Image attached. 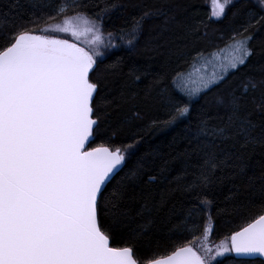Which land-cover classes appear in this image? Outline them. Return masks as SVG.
<instances>
[{"label": "snow or ice", "instance_id": "1", "mask_svg": "<svg viewBox=\"0 0 264 264\" xmlns=\"http://www.w3.org/2000/svg\"><path fill=\"white\" fill-rule=\"evenodd\" d=\"M56 5L57 14L68 7L61 0ZM230 5L233 0H212L211 16H224ZM241 12L246 14V23L230 37V55L222 57L218 65L222 74L214 68L210 77L194 79L192 74L200 69L189 64L188 71L172 76L171 93L166 73L156 74L149 90H158L170 110L164 126L190 116L193 96L210 90L230 70L246 63L252 53L251 41L264 30V0H247L234 15ZM161 14L160 10L146 11L115 37L108 33L109 39L133 48L145 19ZM39 19L33 13L31 19L21 18L17 23L14 14L0 12V264H212L226 253L264 257V214L216 246L207 243L210 228H205L202 250L184 244L166 256L153 258V253L141 258L135 244L128 241L124 246H112L116 230L132 220L129 202L137 195L144 199L136 213L144 215L158 177L150 174L140 158L109 190L108 185L135 155L134 146H113V133L98 146L88 147L103 112L96 101L101 82L92 75L100 53L55 34L71 33L78 40L84 33L94 32V41L99 42L100 22L77 14L65 17L63 24L36 29ZM139 71L130 69L133 74ZM257 88L264 89V79H249L245 94ZM256 108L259 116L254 119L244 96L235 92L218 96L214 111L202 107L195 127L189 126L186 132L183 150L174 157L181 168L168 181L169 191L199 196L197 189L206 190L218 173L244 176L245 153L264 148V94ZM169 171L165 161L159 179L168 180ZM248 185L252 206L264 210V172L248 177ZM240 207L246 209L247 205ZM143 233L142 228L135 230V234Z\"/></svg>", "mask_w": 264, "mask_h": 264}, {"label": "trees", "instance_id": "2", "mask_svg": "<svg viewBox=\"0 0 264 264\" xmlns=\"http://www.w3.org/2000/svg\"><path fill=\"white\" fill-rule=\"evenodd\" d=\"M246 2L235 1L226 8L224 16L213 20L209 0H61L68 6L63 14L55 12L56 0H0V12L14 14L17 23L21 22V18L25 21L31 19L35 13L40 17L35 21V28L42 29L65 17L82 14L99 21L103 33H112L113 37L144 12H162L145 19L135 47L129 48L117 39L120 45L99 60L92 73L93 77L100 79L101 95L105 100L101 101V95L96 97L103 112L100 114V127L88 147L98 146L115 133L111 140L113 146L133 144L135 151L127 167L119 171V175L108 185L109 190L121 177L129 174L140 158L151 169L150 174L158 177L153 186L155 191L148 197L144 215H136L144 206V199L137 195L129 202L132 220L116 230L112 246H124V242L128 241L135 244L138 257L154 253L153 258H158L169 255L177 246L194 245L202 237L208 221L211 226L210 240L219 242L264 214V210L253 207L249 201L252 192L248 185V177H259L264 172V148L257 147L255 151L245 153L247 167L244 176L218 173L206 190L197 189L199 196L180 190L169 191L168 183L180 174L181 165L174 157L183 150L186 132L189 126L195 127L202 107L214 111L218 96L235 92L237 96H244L253 118L259 116L256 105L264 89H249L245 94L244 86L249 79L257 82L264 79V30L256 33L251 41L252 53L246 63L193 100L190 103L191 115L186 119L164 126L170 118V110L158 90H149L156 74L166 73L171 93L174 91L171 78L177 71H188L189 64L194 65L198 60L199 63L203 60L201 57L228 46L233 33L239 32L241 25L246 23V14L234 15ZM33 4L37 7L34 8ZM81 4L86 7H79ZM112 4L116 7H111ZM197 53L200 54L198 58ZM132 68L140 71L133 74L130 72ZM136 75H140L141 79L135 80ZM154 121L158 123L154 124ZM165 161L170 169L166 173L168 180H160L159 169ZM192 178L191 175L187 177L188 180ZM162 193L166 194L163 198ZM241 204H246V209L241 208ZM186 225L189 227L186 228ZM138 227L144 230L143 234H135ZM261 262L258 259H236L230 253L213 264Z\"/></svg>", "mask_w": 264, "mask_h": 264}, {"label": "rangeland", "instance_id": "3", "mask_svg": "<svg viewBox=\"0 0 264 264\" xmlns=\"http://www.w3.org/2000/svg\"><path fill=\"white\" fill-rule=\"evenodd\" d=\"M237 1V0H233V3ZM209 7H210V12H212V0H209ZM77 15V14H75ZM75 15H72V16H75ZM70 16V17H72ZM85 16V15H84ZM87 17V16H86ZM212 17V16H211ZM88 18V17H87ZM221 18V17H220ZM220 18H215V17H212L213 20H219ZM65 19V18H64ZM64 19L60 20V21H57L55 23H52V24H56V23H59V24H63V21ZM89 19V18H88ZM90 21H94L92 19H89ZM100 26V25H99ZM44 28V27H43ZM42 28V29H43ZM100 32H101V35H102V40L99 41V42H95L94 41V35L95 33L94 32H86L84 33L83 35H81L79 37V39L77 40L76 38H74L71 33H55L56 35L59 36V38H62V39H69L73 42H78L80 43L81 46L83 47H86V48H90V49H94L96 50L97 52L100 53V55L97 57V60H101L103 59L109 52H111L112 50L116 49L118 47V45H120V43L118 42L117 39H112L110 40L109 39V36L105 33H103V31L101 30V27H100ZM231 44V43H230ZM229 44V45H230ZM228 45V46H229ZM224 47L223 49L217 51V52H213L211 55H208V56H204V57H201L203 60H201V62L198 63V61L193 65L194 68H199L200 69V73H193V78L194 79H199V76L200 75H204L206 78L207 77H210L212 74H213V70L214 68H216L217 70V74H222L219 72V68H218V65L219 63L221 62V58L222 57H228L230 55V47ZM200 58V59H201ZM198 63V65H197ZM205 64H207V67L205 68ZM233 71V70H230L229 73ZM228 73V74H229ZM219 83V82H217ZM216 83V84H217ZM215 84V85H216ZM206 91V90H205ZM199 96V95H198ZM198 96H193L191 98V102L193 100H195ZM205 228H210V231H211V226H210V222L208 221L207 224H206V227ZM204 235V233H203ZM203 235L201 238H199L197 240V242L193 245L194 247H197V248H201L202 250V246L203 244L205 243L204 239H203ZM221 241L219 242H212L210 240V234H209V239L207 241V243L213 245V246H216V245H219ZM230 253H226L224 256L228 255ZM224 256H219L216 258V260L224 257ZM215 260V261H216ZM213 261V262H215ZM212 262V264H213Z\"/></svg>", "mask_w": 264, "mask_h": 264}, {"label": "water", "instance_id": "4", "mask_svg": "<svg viewBox=\"0 0 264 264\" xmlns=\"http://www.w3.org/2000/svg\"><path fill=\"white\" fill-rule=\"evenodd\" d=\"M91 140H92V137H90V141ZM231 254L236 259H241V260H255V259H258V260L264 261V257L260 256L259 254H256L254 256H243V257L236 256V254H234V253H231Z\"/></svg>", "mask_w": 264, "mask_h": 264}]
</instances>
